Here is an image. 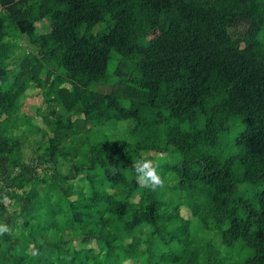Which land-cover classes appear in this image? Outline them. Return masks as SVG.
<instances>
[{
    "label": "trees",
    "instance_id": "1",
    "mask_svg": "<svg viewBox=\"0 0 264 264\" xmlns=\"http://www.w3.org/2000/svg\"><path fill=\"white\" fill-rule=\"evenodd\" d=\"M263 33L264 0H0V264H264Z\"/></svg>",
    "mask_w": 264,
    "mask_h": 264
},
{
    "label": "rangeland",
    "instance_id": "2",
    "mask_svg": "<svg viewBox=\"0 0 264 264\" xmlns=\"http://www.w3.org/2000/svg\"><path fill=\"white\" fill-rule=\"evenodd\" d=\"M37 30H38V34H45L48 32V28H47V22H42L36 25ZM264 35V33H263ZM20 46H19V50H18V55L20 57V55L22 54H27L30 52H35L34 48L32 46L29 45V43L27 42V40L25 38H22L20 40ZM113 64H111V68H112ZM99 91L101 92H107L108 90H110L109 87H100L98 88ZM28 95V98L26 100H24L22 108L20 109L19 113H23L26 116H33L34 117V124H37L39 126H42V122H41V118L39 115L36 114V108H39L40 111L43 113L45 112V108L44 105L42 104V98L40 96V91L39 90H29L26 92ZM129 122H121L119 125H128ZM244 128V120L243 118H237L232 122V127L230 129V131L225 134L223 136L222 142L220 143V145L213 149L211 151V153L213 154V156H216L218 158L224 159L228 156L234 155L237 153V149L235 147L232 146V143L234 141V139L238 136V134L243 130ZM118 134L116 135L117 138H125L127 137L126 132L122 129H118ZM149 155L155 156V154L149 153ZM246 189V185H241L238 189V195L245 197L246 199L249 198V195L244 192V190ZM182 215L185 217H189L190 213L187 209L182 208L181 210ZM212 234H217L216 231H213ZM234 253V251H232ZM237 259H243V258H247L250 255V251L249 250H245L235 254Z\"/></svg>",
    "mask_w": 264,
    "mask_h": 264
},
{
    "label": "clouds",
    "instance_id": "3",
    "mask_svg": "<svg viewBox=\"0 0 264 264\" xmlns=\"http://www.w3.org/2000/svg\"><path fill=\"white\" fill-rule=\"evenodd\" d=\"M131 168L136 175V182L142 187L149 188L152 191H157L165 186L164 179L158 173L157 168L153 162L148 159H138L133 162ZM3 202H7L9 197L6 194L0 193ZM11 234V228L6 223H0V236L4 234ZM123 264H131L130 261L125 260Z\"/></svg>",
    "mask_w": 264,
    "mask_h": 264
}]
</instances>
